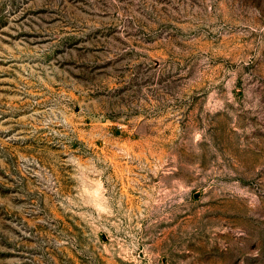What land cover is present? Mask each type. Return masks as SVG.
<instances>
[{"label":"rangeland","instance_id":"obj_1","mask_svg":"<svg viewBox=\"0 0 264 264\" xmlns=\"http://www.w3.org/2000/svg\"><path fill=\"white\" fill-rule=\"evenodd\" d=\"M0 264H264V0H0Z\"/></svg>","mask_w":264,"mask_h":264}]
</instances>
